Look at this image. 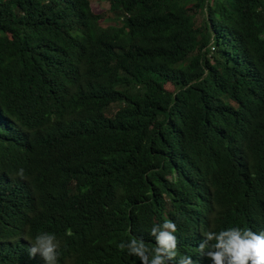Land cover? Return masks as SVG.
Instances as JSON below:
<instances>
[{
    "label": "trees",
    "instance_id": "1",
    "mask_svg": "<svg viewBox=\"0 0 264 264\" xmlns=\"http://www.w3.org/2000/svg\"><path fill=\"white\" fill-rule=\"evenodd\" d=\"M109 4L0 0V264H44L41 232L58 264H135L119 242L179 212L189 255L264 228V0Z\"/></svg>",
    "mask_w": 264,
    "mask_h": 264
},
{
    "label": "clouds",
    "instance_id": "2",
    "mask_svg": "<svg viewBox=\"0 0 264 264\" xmlns=\"http://www.w3.org/2000/svg\"><path fill=\"white\" fill-rule=\"evenodd\" d=\"M197 233V222L189 214L179 212L175 218L151 227L153 247L144 239L131 236L120 241L118 248L135 257V264H264V228L253 231L234 226L208 232L195 255L179 249L180 243ZM29 243L30 257L38 255L44 264H58L61 243L54 233L41 232Z\"/></svg>",
    "mask_w": 264,
    "mask_h": 264
},
{
    "label": "rangeland",
    "instance_id": "3",
    "mask_svg": "<svg viewBox=\"0 0 264 264\" xmlns=\"http://www.w3.org/2000/svg\"><path fill=\"white\" fill-rule=\"evenodd\" d=\"M91 9L95 14L101 16L102 20L107 22H114L119 16L117 13L113 12L110 9L109 0H90ZM200 19H197L199 21ZM168 90H172V86L170 84L166 85Z\"/></svg>",
    "mask_w": 264,
    "mask_h": 264
},
{
    "label": "bare ground",
    "instance_id": "4",
    "mask_svg": "<svg viewBox=\"0 0 264 264\" xmlns=\"http://www.w3.org/2000/svg\"><path fill=\"white\" fill-rule=\"evenodd\" d=\"M174 264V263H173Z\"/></svg>",
    "mask_w": 264,
    "mask_h": 264
}]
</instances>
